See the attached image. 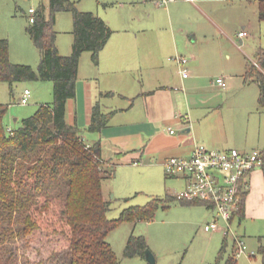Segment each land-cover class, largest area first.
Returning a JSON list of instances; mask_svg holds the SVG:
<instances>
[{"label": "rangeland", "instance_id": "obj_1", "mask_svg": "<svg viewBox=\"0 0 264 264\" xmlns=\"http://www.w3.org/2000/svg\"><path fill=\"white\" fill-rule=\"evenodd\" d=\"M67 1L79 12L93 13L104 21L109 15L116 19L124 17L142 21H149L154 17L166 21L170 17L174 18L183 28L187 39L189 38L188 50L184 47L185 51L181 53L188 57L197 55L201 61L200 70H197L201 79L191 92V108L193 106L199 119L209 112H220L226 118V125L213 122L206 126L203 121L199 134L208 141H218L224 150L235 148L241 152H251L248 145L264 144V111H259L258 100L255 109L250 110L242 89L228 96L224 95L226 91L215 84L221 76L236 73L237 61L247 60L249 66L261 70L257 55L264 51V22L259 20L258 14L262 0H195V3L202 4L217 25L194 6L183 2L185 0H178L174 7H158L153 4L152 8H144L138 5L134 10H128V7L121 4L132 1L139 3L143 0ZM41 3L46 5L47 17L50 18L48 0H0V39L8 40L10 44V61L14 65L30 66L34 71H38L41 54L27 32L31 25L27 12L29 8H37ZM133 23L137 25L138 20ZM249 25L252 30L247 28L249 36L242 40L239 34L244 31V26ZM73 29L71 12L56 15L54 31L63 47L60 50L62 56H70L72 53ZM241 40L244 41L243 44ZM66 48L71 49L69 55L63 54ZM163 50L162 54L169 57L168 51L165 48ZM82 56L84 57L80 63L83 64L85 75L80 80L86 83L94 74L90 73L91 68L97 66L93 63L90 52H85ZM53 89L51 81L0 83V105L10 106L4 118L5 128L14 131L19 129L25 119L36 113L39 106L52 104ZM26 90L30 91L31 98L28 105L23 106L20 103ZM111 96L113 92H105L103 97L111 100ZM116 100L114 104L119 107L127 105L119 97ZM193 119L196 120V117ZM245 144L248 149L241 148ZM109 164L114 165L113 173L104 182L111 189L110 195L105 196L111 203L107 215L111 221L119 219L123 211L130 207H144L156 199L166 200L169 195H173V187H181V183L167 177L165 169H145L143 165L126 164L119 159ZM252 205L260 207L258 214L254 215L252 208L246 219L236 215L233 228L240 237L245 236L248 253H254L253 257L246 255L237 258L231 238H226L223 233H205L204 226L209 221V215L204 208L185 206L180 202L170 203L167 209L160 208L150 222L119 224L109 233L107 243L120 264H149L144 257L125 255L131 236L146 238L156 264H226L231 258L237 264H264V204L261 200L253 199ZM34 208L30 206L23 209L21 215H14L10 229L9 222L4 223L6 237L0 245V264H70L71 255L66 241L56 242L50 236L39 234L25 240L17 236L21 216L32 213ZM223 245L226 246L225 251L221 252Z\"/></svg>", "mask_w": 264, "mask_h": 264}, {"label": "trees", "instance_id": "obj_2", "mask_svg": "<svg viewBox=\"0 0 264 264\" xmlns=\"http://www.w3.org/2000/svg\"><path fill=\"white\" fill-rule=\"evenodd\" d=\"M48 2L50 18L46 6H42L36 23L27 28L41 54L38 71L12 64L10 44L0 39V83L51 81L54 86L53 103L39 106L15 131L8 132L4 126L10 106L0 105V245L6 237L4 223L9 222L10 229L13 216L33 206L32 213L21 216L19 238L25 240L39 234L56 242L66 241L70 264H120L107 243L109 233L123 222H150L160 208L167 209L177 200L173 196L156 199L144 207L126 209L117 220L108 219L111 203L105 199L103 183L112 176L114 165L102 158L100 143L87 144L79 127L67 124L66 106L77 96L83 53L90 52L98 66L100 53L114 32L106 21L93 13L79 12L67 0ZM60 12L73 14L74 41L70 56H62L56 45L54 26ZM258 14L264 22V0L259 3ZM257 58L261 70L250 65L246 79L258 85L259 111H264V51ZM114 114L104 113L97 103L92 110L89 132L99 133L108 127ZM246 197L247 192H241L237 211L241 218L245 214ZM225 247L222 246L221 252ZM147 250L144 236H131L125 255L145 258ZM226 264L237 261L231 258Z\"/></svg>", "mask_w": 264, "mask_h": 264}, {"label": "crops", "instance_id": "obj_3", "mask_svg": "<svg viewBox=\"0 0 264 264\" xmlns=\"http://www.w3.org/2000/svg\"><path fill=\"white\" fill-rule=\"evenodd\" d=\"M183 2L191 4L216 24V21L201 3H195V0ZM153 4L156 5L153 0H143L139 3L132 1L121 5L128 7V10H134L138 5L144 8H152ZM176 4H178V0L170 2L168 5L174 7ZM105 20L114 34L100 53L98 66L91 68L90 73L94 74L86 83L80 80V77L85 75L82 70L83 64L80 63L77 96L68 101L66 106L67 124H76L87 144L100 143L102 158L107 163H113L119 159L126 164L133 163L134 165L136 162L138 165L134 166L143 165L145 169L159 168L164 170L165 163L169 158H188L196 146H203L208 150L220 148L224 151L218 141H208L199 134L198 130L203 125V121L206 126H210L213 122L226 125V118L220 112H209L199 119L193 106L191 108V92L196 89V85H199L201 79L197 75L201 61L197 55L188 57L181 53L185 51L184 47L188 50L189 38L187 39L183 28L179 26L177 21L172 17L167 21L158 17L149 21H142L141 19L129 20L124 17L116 19L111 15ZM137 20V25L132 24ZM247 28L252 30L251 25L249 27L244 26L242 32H246L247 36L242 40L249 36ZM219 29L224 32L222 28ZM192 39L194 41V37ZM242 40L241 44L244 42ZM56 45L59 52L63 50L58 37ZM164 48L168 51L169 57L167 54H162ZM64 50V55L71 53V49H69L70 51L67 48ZM175 56H183L189 59L187 65L188 78L184 79L179 66L170 60ZM83 57H81V62ZM236 66L235 74L221 76L224 77L226 84V89L223 90L226 91L224 95L229 96L230 93L234 94L242 89L244 97L250 104V110H254L257 106V100H259L258 85L254 82L250 83L246 79V73L250 67L247 60L237 61ZM105 92H113L111 100L104 99ZM117 97L121 101H125L127 105L119 107V105L114 104ZM97 103L101 105L104 113L114 112L115 114L112 116L108 127L99 133H91L88 128L93 107ZM194 116L196 120L193 119ZM170 130H173L174 134H171ZM248 146L251 148V152L264 151V144L257 143ZM241 148L248 149L247 144ZM243 153L249 152L244 151ZM173 181L181 183V187H173V195H169L174 198L176 193L185 187V183L181 179H173ZM105 182L103 183V193L104 196H107L110 195L111 189L105 186ZM248 186L245 200V219L248 211L252 208H254L253 214H258L260 207L252 205L253 199L261 200L264 204L263 169H255L249 174ZM194 207L204 208L208 212L209 221H212L214 214L207 205L199 203ZM221 225L223 224L221 223Z\"/></svg>", "mask_w": 264, "mask_h": 264}, {"label": "built area", "instance_id": "obj_4", "mask_svg": "<svg viewBox=\"0 0 264 264\" xmlns=\"http://www.w3.org/2000/svg\"><path fill=\"white\" fill-rule=\"evenodd\" d=\"M159 7L167 6L175 0H153ZM46 6L41 3L37 8L31 7L27 12L28 21L35 24L39 9ZM247 36L241 32L239 37ZM175 62L184 79L188 78L187 68L189 59L183 56H175L170 59ZM215 84L222 90L226 89L225 79L221 77ZM31 98L30 91L26 90L21 98V105L26 106ZM180 118H183L180 116ZM8 132H12L8 129ZM174 134L173 130H170ZM138 165V163H134ZM264 168V154L261 151L243 153L236 149L224 151L208 150L203 146H196L192 155L188 158H169L165 163L167 177L181 179L185 187L176 193L177 202L207 205L214 214L211 222L204 226L207 233H223L226 238H231L236 248V257L254 253H248L244 239L233 228V220L237 215L240 194L247 191L249 174L255 169ZM221 223L223 225H221Z\"/></svg>", "mask_w": 264, "mask_h": 264}, {"label": "water", "instance_id": "obj_5", "mask_svg": "<svg viewBox=\"0 0 264 264\" xmlns=\"http://www.w3.org/2000/svg\"><path fill=\"white\" fill-rule=\"evenodd\" d=\"M145 259L149 264H156V258L150 250L145 252Z\"/></svg>", "mask_w": 264, "mask_h": 264}]
</instances>
